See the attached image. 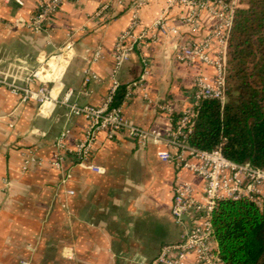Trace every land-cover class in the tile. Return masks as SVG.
<instances>
[{
	"label": "crops",
	"instance_id": "crops-1",
	"mask_svg": "<svg viewBox=\"0 0 264 264\" xmlns=\"http://www.w3.org/2000/svg\"><path fill=\"white\" fill-rule=\"evenodd\" d=\"M0 0V77L12 64L21 77L41 62L65 51L59 66L60 83L50 85L49 113L40 114L36 100L23 102L0 85V264H150L164 246L180 242L192 225L172 217L173 189L178 180L196 189L203 180L189 170L162 161L168 145H140L127 131L112 139L103 131L92 145L88 164L104 169L98 174L78 163L77 145L88 129L83 117L73 116L69 104L101 107L113 88L114 55L119 37L132 23L138 0H79L66 3L46 30L34 32L28 22L39 4L48 0ZM111 10L97 16L101 7ZM166 7V0H146L138 9L140 34ZM186 10L168 13L176 37L147 39L121 68L118 81L132 88L120 106L126 121L165 137L175 119L192 107L199 74L216 78L213 66L176 60L180 46L201 43L213 31L209 14L201 15L192 33L182 24ZM101 57L92 61L97 52ZM217 45L208 51L217 56ZM66 52V51H65ZM94 79L85 85L86 70ZM20 85L24 83L20 82ZM37 89V86H34ZM114 99V98H113ZM68 130L62 169L53 166L57 142ZM74 194L70 195L69 192ZM187 264H196L190 255Z\"/></svg>",
	"mask_w": 264,
	"mask_h": 264
},
{
	"label": "built area",
	"instance_id": "built-area-1",
	"mask_svg": "<svg viewBox=\"0 0 264 264\" xmlns=\"http://www.w3.org/2000/svg\"><path fill=\"white\" fill-rule=\"evenodd\" d=\"M23 6L22 0H13ZM79 0H48L39 4L35 14L28 22V28L34 32L47 29L50 23L57 17L61 8L70 2ZM123 0H119L122 2ZM146 3V0H138L135 5L132 23L119 37L114 55L113 88L101 107L91 105L80 106L70 103V94L64 99L69 104L73 116L83 117L88 122V129L83 139L77 145L76 155L78 163L87 166L98 174H103V168L94 164H88L91 148L100 132H107L110 139L117 133L127 131L128 134L142 146L153 144L163 146L167 144L168 150L159 153L162 161L173 164L177 169H186L196 174L204 182L201 190L196 189L190 182L178 180L173 189L172 217L177 224H183L187 218H191L192 225L185 237L178 243L166 245L156 260L150 264H187L188 257L194 255L196 264H224L221 257L219 242L213 223V214L218 202L222 200L247 199L255 203L264 212V170L255 168L250 164H239L226 158L222 147L212 151H204L190 146L188 137L191 135L197 116V108L205 99H216L225 104L228 100L227 74H228V44L231 37L236 11L239 9V0H166V7L154 22L140 34L137 29L140 26L138 9ZM176 6L186 10L181 17V22L192 33L200 29L201 15L209 14L213 23V31L201 43H191L179 47L176 60L183 64L200 62L211 65L216 70V78L213 80L206 75L199 74L194 83L192 107L184 111L174 129L165 137L159 130H146L130 125L124 115L122 107L113 108L114 94L120 83L117 79L121 68L130 59L132 53L143 42L150 39L158 41L161 36L176 37L179 29L169 25L168 13ZM111 5L106 4L99 10L97 16L102 17L111 10ZM217 45V56L212 58L208 51ZM72 43H68L65 51L58 56H53L43 61L35 69L21 77L16 71L17 66H12L0 77V85L12 90L15 95L21 97L23 102L36 100L40 103V114L46 116L49 113L47 104L51 100L50 85L61 82L72 55L70 50ZM71 55L69 62L65 64L64 73L58 81L59 68L53 60L58 57ZM101 57L97 52L89 63L96 62ZM63 64L60 63V67ZM95 76L91 69L86 70L85 85L89 84ZM22 82L24 85H20ZM143 83H133L127 96L131 95L132 88L142 86ZM37 86V89L34 88ZM69 131H64L58 142L59 149L53 166L62 169L61 158L67 150L66 140ZM70 195L74 192L70 191Z\"/></svg>",
	"mask_w": 264,
	"mask_h": 264
},
{
	"label": "trees",
	"instance_id": "trees-1",
	"mask_svg": "<svg viewBox=\"0 0 264 264\" xmlns=\"http://www.w3.org/2000/svg\"><path fill=\"white\" fill-rule=\"evenodd\" d=\"M248 1L236 11L229 39L228 100L201 102L188 141L204 151L222 147L229 160L264 170V0ZM126 94L121 87L112 107ZM213 223L224 264H264V212L255 203L222 200Z\"/></svg>",
	"mask_w": 264,
	"mask_h": 264
},
{
	"label": "rangeland",
	"instance_id": "rangeland-1",
	"mask_svg": "<svg viewBox=\"0 0 264 264\" xmlns=\"http://www.w3.org/2000/svg\"><path fill=\"white\" fill-rule=\"evenodd\" d=\"M248 3L249 1L248 0H239V8L242 9V8H247L248 7ZM60 55V54H58ZM58 55H55V56H58Z\"/></svg>",
	"mask_w": 264,
	"mask_h": 264
},
{
	"label": "bare ground",
	"instance_id": "bare-ground-1",
	"mask_svg": "<svg viewBox=\"0 0 264 264\" xmlns=\"http://www.w3.org/2000/svg\"><path fill=\"white\" fill-rule=\"evenodd\" d=\"M62 58H63V56L62 57H58L55 60H53L54 65L57 66L58 68L60 66V63H62ZM58 81H60L59 75H58Z\"/></svg>",
	"mask_w": 264,
	"mask_h": 264
}]
</instances>
